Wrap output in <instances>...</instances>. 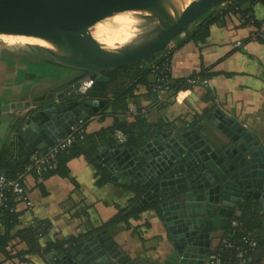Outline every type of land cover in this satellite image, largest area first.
I'll use <instances>...</instances> for the list:
<instances>
[{"label":"crops","instance_id":"1","mask_svg":"<svg viewBox=\"0 0 264 264\" xmlns=\"http://www.w3.org/2000/svg\"><path fill=\"white\" fill-rule=\"evenodd\" d=\"M231 3L219 8L223 10L221 19L207 15L198 20L184 38H178L163 52L171 56V78L179 82L198 80L195 84L169 90L162 100L150 94L145 84H137L134 96L118 106L114 100L137 82L135 70L120 74L109 83V94L90 95L89 99L105 104L84 120L85 139L62 156L56 172L43 176L25 172L30 144L20 143L17 131L8 134L0 146V159L2 156L8 164L19 166L6 173L16 178L24 175V200L18 204L19 228H28L32 220L49 221L51 229L41 242L44 246L60 242L61 249L30 253L21 241H12L11 247L16 248L13 254L20 252L18 259L7 260L2 255L0 264H59L63 253L90 238L97 245L117 246L131 264H166L173 248L161 212L151 205L133 207L136 189L123 183L116 171L112 172L116 177L113 179L96 164L95 156L100 152L114 153L120 148L124 158H140L138 152L147 143L166 134L176 137L194 131L212 152L232 162L235 148L219 128L221 125L226 130L250 132L259 141L255 149L264 157V41L251 40L254 26L242 14L225 13ZM255 18L259 22L264 19L261 5L255 7ZM15 56L0 51V107L21 102L27 106L17 112L21 116L41 109L44 102H67L68 87L83 75L56 64L36 47L20 50ZM136 68L145 71L148 62H140ZM115 126L134 127L137 133L122 144L114 134ZM13 134L15 142L10 146ZM245 202L227 203L232 211L227 228ZM227 228L211 232L213 245L207 260L218 254ZM5 232L0 224V237ZM260 264H264V254Z\"/></svg>","mask_w":264,"mask_h":264},{"label":"water","instance_id":"2","mask_svg":"<svg viewBox=\"0 0 264 264\" xmlns=\"http://www.w3.org/2000/svg\"><path fill=\"white\" fill-rule=\"evenodd\" d=\"M184 1L0 0V35L39 40L44 45L35 47L53 62L83 73L68 87L70 99L63 104L44 102L41 109L23 116L17 114L27 108L23 103L2 105L0 146L10 132L17 131L19 142L30 144L27 155L50 149L60 137L71 133L78 117L86 120L104 106L105 102L89 98L96 82H112L106 73L158 56L178 38H184L198 20L234 0H196L183 8L180 3ZM110 13L138 16L149 23L121 48L99 46L82 35L80 24ZM219 128L227 132L236 152L227 165L194 131L160 137L159 142L152 143L162 145L155 161L150 158L155 147L150 143L138 152L140 158H124L120 148L95 156L96 164L108 176L116 179L112 175L116 171L117 177L137 193L145 191L133 207L168 199L159 205L175 245L166 264H204L213 245L211 232L228 226L232 215L226 207L228 202L254 199L264 211V157L255 149L259 141L245 130L234 133L221 125ZM10 141L14 146V134ZM200 228L204 235L196 236ZM202 238L205 241L199 243ZM61 258L59 264H131L117 246L97 245L94 238L69 248Z\"/></svg>","mask_w":264,"mask_h":264},{"label":"trees","instance_id":"3","mask_svg":"<svg viewBox=\"0 0 264 264\" xmlns=\"http://www.w3.org/2000/svg\"><path fill=\"white\" fill-rule=\"evenodd\" d=\"M247 5V7H243ZM257 5H261L264 7V0H234L233 3H231L225 11V13H229L230 11H236L240 14H242L243 18L246 19V22L248 24L250 23L247 16L251 14V17L255 20V23L252 25L254 26V31L259 28L261 22L257 21L255 18V7ZM263 42V41H262ZM171 55V54H170ZM168 58V64L170 65V58L171 56H167ZM157 59L156 57H153L146 62H153ZM139 64V63H138ZM138 64H133L127 67H123L121 69H117L116 71L106 73L105 75L109 76L113 81L117 79L120 74H130L134 73L137 74V82L134 83L133 87H130L126 91H124L122 94L118 96L116 100H114V104H117L118 106L124 103V100L128 96H134L136 93V87L137 84H145L146 86H149L150 84V78L149 76L152 74V70L148 67L146 70H138L136 67ZM170 80V91H174L175 88L180 89V87H183L181 82L177 80H173L171 76L169 75ZM183 82V81H182ZM109 86L110 84L106 83H98L96 82L94 86V91L91 93L93 96H99V95H107L109 94ZM147 91H150L149 89ZM149 93V92H148ZM152 92L150 91V94ZM154 94V93H152ZM155 95V94H154ZM157 96V95H155ZM115 130H122L126 132L129 135V139L133 138L135 134L137 133L134 131V127L128 128V127H122V126H115ZM65 155V154H64ZM62 158V157H61ZM61 163V159H60ZM60 166V164H59ZM18 167L15 163L8 164L6 159L1 156L0 159V175L4 174L8 177H15V175L6 173L7 169H17ZM24 185V182H23ZM25 187V185H24ZM18 204L13 202V199L11 201V206L15 208V212L12 213L9 210H0V224L5 227V234L0 237V256L5 255L7 260L11 259H18V252L16 254H13L15 251V247H11L12 241L17 242L21 241L23 244L26 245L28 252L30 253H37L40 252L41 249L47 248V249H61L59 246L60 242L55 243H47L45 246L41 242V238L46 235L47 232H45L43 235L38 236L37 235V228L32 222H30V226L25 229H20L21 226L20 222V215L18 212ZM245 205L242 206L239 209L238 215L234 216L232 219L233 222H237L239 226L232 227V224L227 228L225 231V235L223 239H227L230 242L234 243L236 247H246V239L249 238L251 240H254L257 243V247L254 248L256 250L255 254H252L249 251V253L245 256V259L247 260V264H260L261 263V256L264 254V211L262 210L260 204L254 200L250 199L249 201L244 203ZM262 213V214H261ZM42 221V220H41ZM51 227V224L49 221H42ZM32 223V224H31ZM222 246L218 250V255H221L223 264L229 259L228 264H241L242 257L238 252H236L235 249L224 251L221 249ZM17 256V257H16Z\"/></svg>","mask_w":264,"mask_h":264},{"label":"built area","instance_id":"4","mask_svg":"<svg viewBox=\"0 0 264 264\" xmlns=\"http://www.w3.org/2000/svg\"><path fill=\"white\" fill-rule=\"evenodd\" d=\"M249 24L253 25L255 20L251 17V14L247 16ZM251 39L255 41H264V20L257 30L251 34ZM239 46L241 43L238 44ZM167 54L161 53L157 56V59L153 62L148 63V67L154 72L157 76L156 82L154 84H149V88L157 95L158 99L162 100L164 93L170 90V80L169 75L171 73V66L168 64ZM198 80L189 79L186 80L185 84L182 86L193 85ZM205 83V81H204ZM85 121L78 120L76 125L72 127L70 134L62 136L58 139V142L52 146L50 149L45 151H37L29 155L28 162L25 167V172L33 173L37 176H43L48 173L56 172L59 168V163L61 157L66 154L70 148H72L77 142L85 139ZM117 140L126 144L129 140V135L118 129L114 132ZM23 177L21 174L19 177H8L4 174L0 175V210H9L14 213L15 208L11 206V201L20 203L24 200L25 187L23 185ZM34 226L37 228V235L41 236L45 232H48L51 227L49 224L42 222L41 220H35L33 222ZM234 227L239 226L237 222L233 223ZM247 246L236 247L234 243L230 242L227 239H223L221 246L222 250L229 251L235 249L240 256H242L241 264H247L245 256L249 251L254 250L257 247V243L254 240L249 238L246 239ZM220 246V247H221ZM204 264H223L221 255H216L213 258L206 259Z\"/></svg>","mask_w":264,"mask_h":264},{"label":"rangeland","instance_id":"5","mask_svg":"<svg viewBox=\"0 0 264 264\" xmlns=\"http://www.w3.org/2000/svg\"><path fill=\"white\" fill-rule=\"evenodd\" d=\"M87 23H89V25H86L87 28L80 30L84 37L99 46L121 48L141 32L149 21L130 14L110 13L101 18L91 19ZM126 40L127 42L121 46L120 44ZM13 44H16V46ZM33 47L35 45L20 44L12 42L10 38L0 37V51L14 59L17 58L15 55L20 50Z\"/></svg>","mask_w":264,"mask_h":264},{"label":"flooded vegetation","instance_id":"6","mask_svg":"<svg viewBox=\"0 0 264 264\" xmlns=\"http://www.w3.org/2000/svg\"><path fill=\"white\" fill-rule=\"evenodd\" d=\"M208 16L210 17V18H212L213 20H217V19H221L222 17H223V10L222 9H216V10H213L212 12H210L209 14H208ZM264 20V19H263ZM251 40H253V39H251ZM253 41H255V40H253ZM239 43H241V42H239ZM238 42H237V44L236 45H238L239 44ZM242 45V44H241ZM240 45V46H241ZM239 46V45H238ZM151 63V62H150ZM152 76H153V79H152V81H150V84L152 83V84H154L155 82H156V79H157V76H156V74L154 73V72H152V74H151ZM170 75H171V73H170ZM81 77H83V75L82 76H80L79 78H77L72 84H74L77 80H80L81 79ZM185 82L186 81H183V82H181L180 84H185ZM208 83V80H205V84H207ZM147 88L150 90V88L147 86ZM94 89V88H93ZM151 91V90H150ZM152 92V91H151ZM231 131V130H230ZM246 131V130H245ZM234 133H236L235 131H233ZM248 132V131H247ZM250 133V132H249ZM166 134V133H165ZM166 135H168V137H173L172 135H171V133H170V135L169 134H166ZM226 135L228 136V134H227V132H226ZM229 137V136H228ZM230 139V138H229ZM231 140V139H230ZM158 142H159V140H157ZM156 141V142H157ZM232 141V140H231ZM152 143H154V142H151L150 144H152ZM153 145V144H152ZM153 146H155V145H153ZM160 148H162V145L161 144H159V143H156V146L151 150V152H150V158H151V160L153 161H155L156 160V158H157V156H155L157 153H158V149H160ZM227 163H229L226 159H225V161H222V164L223 165H227ZM231 163V162H230ZM138 192V190H136V200H135V202H134V204H133V206L138 202V200L145 194V191H139V193H137ZM168 199H165V200H160V199H157V201L155 202V203H153V204H148V205H151L152 206V208H155V209H157V211L159 212H161V215H162V217L164 218V221H165V217L163 216V211L161 210V208L159 207V205H161V204H163L165 201H167ZM247 202V201H246ZM147 206V205H146ZM138 209H141L142 207L141 206H138L137 207ZM240 209V208H239ZM262 214V213H261ZM165 224H166V227H167V232H168V237H169V239H170V241L172 242L171 244H172V248H174V246L175 245H173V241H172V236L173 235H171L170 236V234H169V230H168V225H167V223H166V221H165ZM184 224V222H182V225ZM203 232V229L202 228H200V229H198L197 230V234H196V236H200L201 234H202V236L204 235V233H202ZM216 232V231H215ZM194 241H197V239H195L194 238ZM205 240L202 238L200 241H199V243L200 242H204ZM187 247H188V245H187ZM201 248V247H200ZM199 248V249H200ZM207 255V254H206ZM206 259H207V257H206ZM206 259H205V261H206Z\"/></svg>","mask_w":264,"mask_h":264},{"label":"bare ground","instance_id":"7","mask_svg":"<svg viewBox=\"0 0 264 264\" xmlns=\"http://www.w3.org/2000/svg\"><path fill=\"white\" fill-rule=\"evenodd\" d=\"M196 0H186L184 2H181L180 5L185 8V7H188L190 6L191 4H193ZM91 24V23H90ZM86 25H89V23H82L79 25V30H82V29H85L87 28ZM0 37H4V38H10L12 39V42H17V43H20V44H31V45H40V46H43L44 44L39 41V40H36L34 38H31V37H28V36H24V35H0ZM126 41H124L123 43H121L120 45L123 46L125 44Z\"/></svg>","mask_w":264,"mask_h":264}]
</instances>
